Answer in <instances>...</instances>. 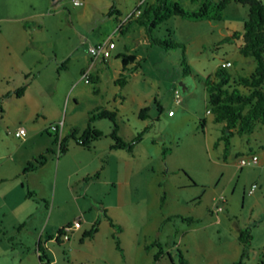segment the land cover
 <instances>
[{"label":"rangeland","instance_id":"1","mask_svg":"<svg viewBox=\"0 0 264 264\" xmlns=\"http://www.w3.org/2000/svg\"><path fill=\"white\" fill-rule=\"evenodd\" d=\"M81 1L76 4L72 0H65L64 4L53 7L48 0H23L21 6L23 12L29 14L26 17L28 25L31 24V18H37L38 22L45 26L40 37L45 50L50 51L51 55L55 53L62 56L61 60L67 61L68 67L63 73H69L77 67L74 56L68 55V49L76 42L79 41L76 50L81 58L88 55L87 46L96 40L102 41L110 36V40L120 44L118 34H110V24L94 25L92 16L86 21L85 17L80 15L78 10L83 5ZM176 1L187 9L197 8L199 4L197 0ZM261 1L264 3V0ZM93 3L97 7L101 0H94ZM123 3L127 6L126 13L134 7L133 0H123ZM94 5L89 11H93ZM221 12L219 19L210 20H191L173 14L152 28L154 36L167 42L180 43L175 46L151 44V47L145 48L142 42H136L137 38L141 40L142 28L131 32L127 44H135L136 52L147 55L146 60H140L138 71L144 73L146 79L143 82H135L132 88L143 92V96L148 99L155 98L154 102L149 103L147 110L149 129L143 132L141 140L133 143V154L126 149H120L119 157H110L109 163L100 161L105 168L99 171V178L91 182L89 190L84 194L83 190L78 188L74 194L79 195L75 199L65 194L58 206H55V201L53 205L51 203L52 188L55 182L57 183V180L54 181V164L44 162L30 171L32 180L29 179V190L35 192L29 193L22 204L21 211L27 216L26 223H19L20 219L17 218L19 221L11 226L8 224L7 215L4 216L7 217V222L2 218L14 237L0 231V264H40L35 244L38 235L41 247L39 252L44 251L48 256L54 257L53 264H103L101 259L106 255L110 258L111 249L117 255L118 264H141L145 259H148L147 264H156L157 259H161L158 264H171L167 252L173 256V264H180L174 246L178 247L176 248L181 251L188 264H234L233 261L238 258L241 247L239 239L233 233L236 225H240V228L248 226L251 232L244 264H257L260 257L264 259V131L259 128L261 124L256 122L249 132L238 134L232 131L228 135L226 146L224 139L212 146L211 140H216L227 129L224 127L222 130L221 124L212 121L211 114L205 111L206 108L209 109V105L203 80L207 75L212 76L213 70L221 61H230L225 69L233 75L247 74L254 65L251 56L238 52L236 46L240 38L228 37L232 31L241 30L243 19L247 15V5L237 0H228ZM97 17L100 20L104 18L100 13ZM132 21H135L131 22L132 25L138 27L136 20ZM86 33L92 37H86ZM68 77V74H65L64 78L68 80ZM79 77L75 83L67 82L65 91L62 90L64 83L60 89L42 94L38 98L39 109L32 115L33 120L21 119L23 116L20 113L26 110L28 95L19 98L14 95H2L4 88L9 84L0 79V152L5 151L4 145L10 146L18 140L14 135L17 125L24 126L31 120L42 121V112L47 116H50L47 113L49 111L58 113L60 118L65 114L67 121L70 118V106H74L73 114L84 118L85 111L80 113L79 109L83 110V107L92 105L91 101L104 100L103 96L98 98V94H93L95 90L92 80L87 82ZM52 79L56 81L54 77ZM112 85V81L103 71L99 84L100 92L111 89ZM174 88L179 92V103L173 99ZM72 95L77 98L75 104L70 98ZM34 96L36 95L31 94V97ZM46 103L50 104L49 109L48 104L44 106ZM179 105L187 109V114L178 121H173L166 111L170 109L177 112ZM202 118L205 119V127L200 125ZM50 120L46 119L47 125ZM115 121L120 123L117 117ZM109 122L107 118H100L97 123L100 128L106 130L107 126L103 128V124L107 125ZM123 123L125 125L121 122L120 126H123L122 131L126 134L129 127L126 123L139 122L131 115V118ZM49 131L42 130L41 136L51 141L54 134L53 130ZM150 138L153 142H150ZM103 139H108L106 132L96 143L103 142ZM71 142L72 139L68 137L67 153L77 157L76 151L71 148ZM51 146V151H43L45 157L47 154L53 157L55 153L62 154L57 150L56 142H52ZM161 148L165 151L170 148L172 154L163 155ZM249 154H255L256 161L239 165L238 158ZM114 168L118 170L119 175L112 183L110 178H113ZM80 174L81 172L78 175ZM48 176L49 179L46 180ZM252 183L255 187L248 193L247 188ZM97 184L104 187V191L108 187L109 192L103 193L107 202L118 201L125 204L122 217L115 215L112 205H109L111 215L116 220H123L121 222L125 223L128 230H132V224L136 223L146 231V238H150V252L161 249L156 259H153V255L148 256L149 258L143 255L142 250L139 252L131 248L129 258L120 260V254L113 246L115 241L112 242L109 236L106 237L107 242L84 240L78 248L72 250L65 240L54 237L60 222L72 221L73 217L86 210L89 203H92L90 195L96 192L94 185ZM219 195L223 197V201H219ZM71 196L73 197V194ZM217 205L221 207L219 210L215 209ZM182 216H190L191 220L183 219ZM104 223L99 228L98 236L101 239L104 235L102 227L106 225V222ZM33 227L37 228L35 233ZM20 233L28 235L27 239H19L17 235ZM2 236L4 237L1 238ZM153 241L158 242L160 246L157 243L151 244ZM102 243L103 247H98ZM17 250L26 253L21 262H18Z\"/></svg>","mask_w":264,"mask_h":264},{"label":"crops","instance_id":"2","mask_svg":"<svg viewBox=\"0 0 264 264\" xmlns=\"http://www.w3.org/2000/svg\"><path fill=\"white\" fill-rule=\"evenodd\" d=\"M64 1L65 0H48V3L53 7L54 6L58 7ZM93 1L94 0H82L81 2H83V5L79 8L78 12L80 13L81 16L85 17L84 19L86 21L92 16L93 17L92 19L95 21L94 25L97 23L98 25L102 24V26L104 23L110 24L109 27L112 28L110 34H114V33L118 34L120 38V44L118 45V43L116 44L114 42V45L110 49V54L108 57L105 58L92 57L88 53V55L86 54V56L81 58L79 57V53L76 50L78 48L77 43L79 44V41L76 42L74 46H71L68 49L69 51L68 55L74 56L77 62L76 63L77 67L76 69L71 70L69 73L68 72L63 73L62 72L63 70L64 72L65 70H67L68 67L67 61L65 62L64 60H61L62 56H58L55 53L52 55L49 54L50 51L48 52L47 50H45L46 47L41 45L40 37L42 36L43 31L45 30V26L40 22H38L37 18L35 19L31 18V24L30 25L27 24L28 20L26 19V17L29 16V14L28 12H23L24 9L21 8L23 0H0V79L5 80L6 83L9 84V86L7 85V88H4L5 89L4 92L15 88L21 83H25L23 93L16 97L19 98L22 97L23 95L25 96L26 94L28 95L26 96L28 98V101L25 102L26 110L20 114L21 116H23V118L21 117V119L23 120H27V119L33 120L32 115L39 109L37 103H38V98L42 94H46L48 91H55L57 89H60L64 83L65 84L62 90L65 91L67 82L68 84H70V82L72 81H74V83L77 82L78 77L80 76L82 70L87 69L89 71V75L92 78V81L94 82L93 89L95 91H93V94H98L97 95L98 98H101L103 96L104 100L91 101L92 105L87 106V108L83 107V110L81 108L78 110V112L80 111V113H82L85 111V116H86V113L89 110L99 107H105L108 109L115 110L116 117L118 118V121H120L119 124L117 122V133L123 139L129 140L138 130L142 129L143 127L146 126L147 127L146 130L149 129L150 125L149 123H147V119L149 117L147 114V110L148 107H150L151 101L154 102L155 98H152V100L148 99V97L143 96V92L136 91L132 88L135 82L138 83L140 81L143 82L146 79L144 73H138L140 65L136 69L127 73L126 80L124 82L118 83L115 81V78L119 75V73L121 71L122 72L124 71L122 70L120 57L117 56L116 54L118 52L133 53L135 57L134 59L135 61H139L140 63L141 59L146 60L147 57L146 54H141L135 51V44L133 43L127 44V38L130 36L131 32H134V30L135 31L139 30V28H142L143 31L140 34L141 40L140 38H137L136 42L137 43L142 42L145 45V48L151 47L152 43H150L145 33V29L142 25H140L139 23H138V27H134L132 25L131 22H135L132 21L134 20L135 17L125 21V23H123L119 29L116 28L117 23L115 24V21L121 19L124 13L127 12L126 11L127 6L123 3V0H121V2L120 0H101V4H99L97 7H95ZM141 1L143 0H133L134 7H136ZM152 1L154 0H148L147 2H152ZM121 3H123L122 6ZM92 5L94 6H93V11L91 12L89 11V9L92 7ZM98 13L104 16L102 20H100L97 17ZM89 36L91 35L89 33H86V37ZM132 39L135 41V37H133ZM96 42L98 41L96 40L93 43ZM133 64L134 62H130L127 63L126 66L129 67ZM60 69L62 70L60 71ZM32 70H34L33 71L34 73L32 74L29 73ZM91 71H93L94 73L92 74ZM103 71L105 75L109 78V80L112 81L113 85L111 89L107 91H103L102 93L100 92L101 89L99 87V84ZM25 73H29V74H25ZM65 74L66 75L68 74L69 76L68 80L64 78ZM52 77H54L55 78L54 80L56 81H53ZM59 82L60 84L58 85ZM31 94H34L36 96L31 97ZM70 98L73 100V104L77 103V98L75 95H72ZM47 104L48 103H46V105L44 106H47ZM158 105L159 104H157V106ZM49 106L50 104H48L47 109H49ZM143 106H146L147 109L144 112H142V116H139L140 108ZM185 107H187V102ZM207 110L208 108L205 109V111ZM73 112H74V106H70V112H69L70 118L67 121L65 120V114L63 118H60L58 113H52L49 111L47 113H49L50 116H47L46 113L42 112V121L36 122V120L34 121L31 120L29 123H26V125L24 126L22 124H19L20 126L22 125L24 127V135L16 136L18 140L16 141V143L12 142L10 146L4 145L3 149L5 148V151L0 152V214H1L0 231H2L3 234L9 233L8 235L9 237L10 236L14 237L12 235V231L7 229L6 226L8 224L11 226L15 225V223L19 221V220L17 221V218L20 219L19 223H22L23 225L26 223L25 219H27V216L26 214L25 216L24 214H22L21 209L23 208L22 204L26 200L29 193L35 192V190L33 191L29 190V179L32 180L30 171L36 169L37 166L42 165L44 162H49L50 164L52 163L54 164L55 167L54 181L57 180V183L55 182V185L57 184V188L55 189V185H53L51 203L53 205L55 201L56 203L55 206H58L60 204V201L62 200V197L65 196V194L69 195L73 199H75L76 197L78 198L77 195L79 194L76 195L74 194L77 192L78 188L83 190V193L85 194L86 190H89V187H91V182L99 178L100 175L99 171L103 169V167L105 168L104 164L101 163L100 161L108 162L110 157H114V156L119 157L120 152L118 150L126 149V148L110 147L111 138L109 137L107 132L111 128V123L109 122L107 125L103 124V128L107 126L106 130H103L102 128L99 127L97 123L98 120H100V118H98L95 119L92 123L96 128L101 130L103 133L106 132V136L108 139L105 140L103 139V142L96 143L97 142L96 140L99 137L95 138L91 141V146L89 148L83 147L72 140L73 143L72 142L71 143L73 145H71V148L73 149V151H76L77 157L72 156L73 154L71 155L68 154L67 153L68 151L66 149L62 152V154L55 153L54 157L51 154H47V157H45L41 163L35 164L32 168H29L27 170H23L22 167L25 165L27 161L33 160L37 155L43 153V151L49 152L52 150L51 143L53 142L52 141L53 138L50 141V139L47 140L41 136L42 130H46L47 132H49L47 130L46 119H51L50 122L60 121L61 123L59 129L60 136L67 134V132L71 127L82 128L85 125L86 117L84 116V118H78V116H75ZM207 112L211 114L210 118L212 121H214L212 112L209 110ZM186 114H187V109H185L180 105L177 112L171 111V113L169 114L167 113V115L170 116V118H172L173 121H178L181 117L185 116ZM131 115H133L136 122L139 123H126V125L129 124V127L126 130V134H125L122 131V127L125 125V123L123 122L125 120H129V118H131ZM121 122L123 126H120ZM65 123H67L66 125L67 127L65 126ZM218 123H220L221 126L223 124V122H219V121ZM255 124L256 122L253 124V128ZM200 125L201 127H205L204 118L200 119ZM259 128H261L264 131L263 125H261V127ZM219 136L216 138V140H211L212 146H215L216 143L218 144L220 140L218 139ZM142 138H140V140ZM150 142H153V139L150 138ZM175 143H176L175 145L178 146L177 144L178 142L175 141ZM47 148H49V150H46ZM126 150L129 151L130 154L134 153L133 148H131V150L128 149ZM168 150L165 151L164 149L163 152V148H161V152H163V155L164 154L171 155L172 150L170 148ZM103 156L105 157L106 160H104ZM79 172H81L80 175H78ZM58 175H59V179H58ZM117 175H119L118 170L114 168L113 178H110L112 179V183L116 180ZM48 179L49 176L46 178V180ZM94 189L96 192H94L93 195H90V198L92 199V203L88 202L89 206L86 208V210L85 209L84 211L82 210L79 215H76L75 217L72 218V220L76 217L80 219H79V226L71 229L68 238L64 239L68 244V247L71 250L76 249L79 247L81 243L84 242V240H88V239L97 240L98 242H102V241L107 242L106 240L107 236H109L112 239V242H114L113 235H115L117 239V245L116 243H114L113 246L115 250L119 252L120 260L121 258H125V257L129 258L131 248L139 252L140 250H142L143 255L145 256L147 255V257L152 256L154 252L149 251L150 238L149 237L148 239L146 238V231L142 230L140 226L136 225V223L132 224V230L126 229L125 223L121 222L123 220H116V218H114L108 210L109 205H112L113 207L112 212L118 217H122L121 215H124L125 213V204L123 202H118V201L107 202L105 200V197L103 198L104 196L103 193L109 192L108 187L106 188L107 190L104 191V187L102 186L100 187L99 184H97L94 185ZM72 194L73 197L71 196ZM5 215L8 216V220H9L8 224H4V222H7V217L4 218ZM106 215L108 216L110 221H112L113 224L109 222V219L107 218ZM2 218L4 222L2 221ZM95 221H97V228L95 232L92 234V236L81 238L82 231L93 225ZM64 222H68V220ZM64 222L63 221L60 222L59 226H61V224H63ZM104 222H106V225L105 227L104 225L102 227V232H104V235L101 239L100 236H98L99 228L101 224H105ZM240 227H241L240 225L239 226L236 225L235 227L233 233L236 235V237L238 231L240 230ZM81 228L82 230H80ZM32 229H33V233H35L37 228L33 227ZM4 236H2L1 238H3ZM27 236L28 235L25 236L21 233L20 235H17L19 239H24V240L27 239L26 238ZM77 238L79 240H77ZM59 239H61V237ZM38 242H39V235L37 236L35 242L36 246ZM99 246L103 247V243L101 245H98V247ZM174 247L175 249L178 248L177 246ZM240 248L238 254L240 252ZM111 250H110V258L107 257L106 255L105 256L106 258L103 257L101 259L103 264H118L116 253H113ZM167 253H168V258L172 263L173 256L169 254V252ZM17 255H18V262H21L22 259L26 256V253L17 250ZM46 258L52 264L55 261V258L52 256L47 255ZM160 260L161 259H157L156 264H158ZM147 261L148 259H145L143 263L147 264Z\"/></svg>","mask_w":264,"mask_h":264},{"label":"trees","instance_id":"3","mask_svg":"<svg viewBox=\"0 0 264 264\" xmlns=\"http://www.w3.org/2000/svg\"><path fill=\"white\" fill-rule=\"evenodd\" d=\"M194 1V0H193ZM199 4L197 8L187 9L182 7L176 0H154L152 2L141 1L139 3V14L134 18L137 23L142 25L145 33L152 44L161 45L163 47L175 46L179 42H167L165 39L158 38L152 34V28L157 26L160 22L167 19L170 15H180L187 19L197 20L205 19H219L222 16V8L228 0H197ZM247 5V15L243 19L241 30L232 31L228 37L240 38L237 44V50L244 56H251L254 61L253 68L247 74H231L220 63L213 70L212 76L207 75L204 80V88L207 95V103L209 111L212 112L213 120L216 122H223L227 129L225 133L221 134L218 139H224L225 146L228 143V135L235 131L238 134L249 132L253 128L255 122H259L264 126V3L261 0H237ZM120 57L122 70L115 78L118 83L126 80L128 72L136 69L140 63L135 61L133 53L118 52L116 54ZM134 62L133 65L127 67L126 64ZM87 70V69H85ZM34 70L29 73H34ZM84 69L82 70V72ZM81 72V73H82ZM25 73V74H29ZM87 82L92 80L87 70ZM25 83H21L11 90H7L2 95L13 94L15 96L23 93ZM147 109L146 106L140 108L139 116ZM2 107L0 105V112ZM98 118H107L111 122V128L108 135L111 138V148H126L131 150L133 143L138 141L146 126L138 130L131 139L125 140L117 133V123L115 121L116 113L113 109L99 107L88 112L85 125L82 128L71 127L67 134L61 136L59 139L54 134L52 141L58 143V151L63 152L66 149V139L70 137L75 143L89 148L91 141L103 135V132L93 125V121ZM46 150H49L47 148ZM164 152V148H163ZM45 155L40 153L38 157L29 160L22 167L23 170L32 168L35 164L43 161ZM107 216V215H106ZM108 218V216H107ZM181 218L191 220L190 216H182ZM109 219V218H108ZM72 221L66 222V224ZM109 222L111 224L112 221ZM63 225V224H62ZM97 228V221L89 228L81 233V238L92 236ZM60 226L57 228L54 237L59 239L61 236ZM114 241L117 245V239L113 235ZM237 237L241 243L238 258L233 261L234 264H244L243 259L248 254V242L251 238L249 227L240 228ZM157 243L153 241L151 244ZM146 246V245H145ZM39 242L36 246L37 257L39 262L45 261L49 264L46 258L47 254L44 251L39 252ZM177 251V259L180 264H188L179 249ZM161 252L159 248L153 253V259H156ZM70 264H87L85 262H77ZM173 264V262L171 263ZM257 264H264V259L260 257Z\"/></svg>","mask_w":264,"mask_h":264},{"label":"built area","instance_id":"4","mask_svg":"<svg viewBox=\"0 0 264 264\" xmlns=\"http://www.w3.org/2000/svg\"><path fill=\"white\" fill-rule=\"evenodd\" d=\"M73 3H78V0H72ZM140 9L138 7L134 8L132 11L124 14L122 16V18L120 20H118L117 22V26L116 28H120L122 26L123 23H125V21H127L128 19L132 18V17H136L139 14ZM114 43L112 40H110L109 37L105 38L102 41H98L96 43L90 44L87 46V51L89 52V54L92 57H101V58H105L108 57L110 54V49L113 47ZM222 66H228L230 64V61L228 60H224L220 63ZM87 70H84L80 76L83 79V81H87ZM173 99L175 102H179L180 101V95L179 92L176 88L173 89ZM208 111V110H207ZM167 113H171V110L168 109ZM60 121H52L48 124V129L49 130H53L55 132H57L58 128L60 127ZM14 135L15 136H22L24 135V127L23 126H18L15 130H14ZM257 157L255 154H249L246 155L245 157H239L238 158V164L239 165H243L245 163H254L256 161ZM255 187L254 183L250 184V186L247 188V192L250 193L251 191H253V188ZM219 201H223V197L221 195L218 196ZM221 207L220 205H217L215 207L216 210H219ZM79 225V219L75 218L72 220L71 223L69 224H63L60 226L61 229V237L62 239H67L68 238V232L73 229L78 227ZM41 264H47L45 261H42Z\"/></svg>","mask_w":264,"mask_h":264},{"label":"clouds","instance_id":"5","mask_svg":"<svg viewBox=\"0 0 264 264\" xmlns=\"http://www.w3.org/2000/svg\"><path fill=\"white\" fill-rule=\"evenodd\" d=\"M136 7L139 8V4H138ZM136 7H134V8H136ZM134 8H133V9H134ZM133 9H132V10H133ZM139 9H140V8H139ZM132 10H131V11H132ZM132 18H134V17H132ZM130 19H131V18H130ZM119 20H120V19H119ZM108 37H109V36H108ZM109 38H110V37H109ZM113 43H114V42H113ZM223 61H224V60H223ZM228 61H229V60H228ZM221 62H222V61H221ZM221 62H220V63H221ZM59 129H60V127L58 128L57 132L53 131V134H55V135L57 136L58 139L61 137V136L59 135ZM47 130L49 131V129H48V125H47ZM49 132H50V131H49ZM56 143H57V142H56ZM57 150H58V143H57ZM76 218H78V217H76ZM74 219H75V218H74ZM78 219H79V218H78ZM78 226H79V225H78ZM60 235H61V234H60ZM68 235H69V234H68ZM60 237H61V236H60ZM61 240H64V239H62V237H61ZM41 262H42V261H40L39 263L41 264ZM49 264H51V263L49 262Z\"/></svg>","mask_w":264,"mask_h":264}]
</instances>
